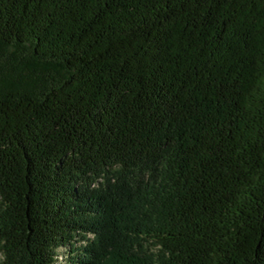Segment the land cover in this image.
<instances>
[{"label": "trees", "instance_id": "1", "mask_svg": "<svg viewBox=\"0 0 264 264\" xmlns=\"http://www.w3.org/2000/svg\"><path fill=\"white\" fill-rule=\"evenodd\" d=\"M86 239L264 264V0H0V264Z\"/></svg>", "mask_w": 264, "mask_h": 264}, {"label": "rangeland", "instance_id": "2", "mask_svg": "<svg viewBox=\"0 0 264 264\" xmlns=\"http://www.w3.org/2000/svg\"><path fill=\"white\" fill-rule=\"evenodd\" d=\"M86 238L88 240H92V235H87ZM86 240L78 241L73 244L72 248H60L56 251V259L58 264H70V259L74 257H78L79 254L82 253L83 247L88 243Z\"/></svg>", "mask_w": 264, "mask_h": 264}]
</instances>
